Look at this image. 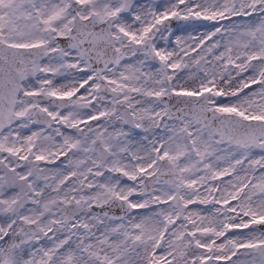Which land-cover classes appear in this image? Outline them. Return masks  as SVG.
Masks as SVG:
<instances>
[{
	"label": "snow or ice",
	"instance_id": "1",
	"mask_svg": "<svg viewBox=\"0 0 264 264\" xmlns=\"http://www.w3.org/2000/svg\"><path fill=\"white\" fill-rule=\"evenodd\" d=\"M0 264H264V0H0Z\"/></svg>",
	"mask_w": 264,
	"mask_h": 264
}]
</instances>
